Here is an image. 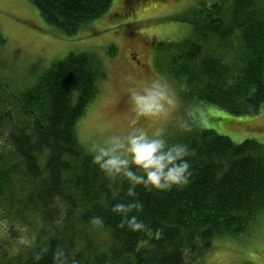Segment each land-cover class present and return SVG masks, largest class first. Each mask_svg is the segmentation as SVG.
I'll use <instances>...</instances> for the list:
<instances>
[{"label":"trees","instance_id":"trees-1","mask_svg":"<svg viewBox=\"0 0 264 264\" xmlns=\"http://www.w3.org/2000/svg\"><path fill=\"white\" fill-rule=\"evenodd\" d=\"M29 1L68 36L113 3ZM187 17L185 37L157 44V68L165 64L184 99L257 113L264 107V0H212ZM7 44L0 28V220L9 222L10 240L0 241V264H205L215 239L246 233L264 212V143L235 142L209 128L169 142L189 146L186 185L137 184L130 195L129 180L106 175L76 133L98 91L95 53L70 52L32 83L14 85L4 71ZM134 201L142 208L114 209ZM132 217L147 227L132 228Z\"/></svg>","mask_w":264,"mask_h":264},{"label":"rangeland","instance_id":"rangeland-1","mask_svg":"<svg viewBox=\"0 0 264 264\" xmlns=\"http://www.w3.org/2000/svg\"><path fill=\"white\" fill-rule=\"evenodd\" d=\"M126 1L113 0L103 16L68 36L47 24L29 0H0V28L8 38L4 71L11 82L28 85L70 52H94L102 66L98 91L76 125L80 143L92 153L94 143L114 134H126L133 119L135 126L143 127L149 134L163 128L172 142L185 133L176 127L175 120L177 116H186L189 108L196 113L193 128L213 129L235 142L253 138L264 143V107L257 113L234 114L213 104L184 99L165 64L157 68V44L185 37L190 29L188 13L212 0H131L137 1L132 8ZM157 78L167 81L179 97V107L167 118L138 116L130 89L142 88ZM8 228L9 222L1 219L3 245L10 241ZM98 235L104 238L108 234L104 231ZM202 261L264 264V212L246 233L215 239Z\"/></svg>","mask_w":264,"mask_h":264},{"label":"clouds","instance_id":"clouds-1","mask_svg":"<svg viewBox=\"0 0 264 264\" xmlns=\"http://www.w3.org/2000/svg\"><path fill=\"white\" fill-rule=\"evenodd\" d=\"M130 97L138 116L153 118L169 117L180 103L167 81L161 78L153 79L142 88H131ZM195 120V110L189 108L186 116L176 117L175 124L178 129L188 132L192 130ZM131 123L132 127L126 134H114L92 145L93 160L98 167L109 177L121 174L126 177L131 185L128 190L130 195L134 194L137 184L159 190L186 185L191 175L186 158L189 156V146L182 142L169 143L163 128L149 134L143 127L135 126V119ZM133 207L142 208V203L134 201L128 205H114L116 211L125 213ZM96 220L101 222L99 217ZM129 223L134 229L147 227L143 220L136 217H132Z\"/></svg>","mask_w":264,"mask_h":264}]
</instances>
